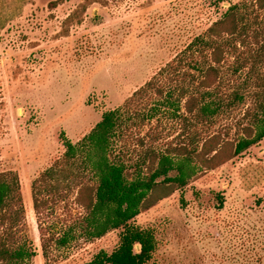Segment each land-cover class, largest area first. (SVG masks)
Masks as SVG:
<instances>
[{
  "label": "rangeland",
  "instance_id": "1",
  "mask_svg": "<svg viewBox=\"0 0 264 264\" xmlns=\"http://www.w3.org/2000/svg\"><path fill=\"white\" fill-rule=\"evenodd\" d=\"M53 1L0 0V172L19 177L26 232L36 249L30 264H46L31 182L62 156L64 138L76 143L104 112L120 108L114 154L131 173L146 150L190 146L191 133L196 145L217 132L239 138L264 74V9L251 0ZM244 2L246 31L228 38L215 64L218 79L210 91L223 107L211 122L195 123L184 103L210 59L194 41L208 38L211 24ZM234 93L243 99L231 102ZM217 193L225 199L221 208ZM61 195L41 214L48 235L57 236L82 212L75 186ZM132 222L155 232L158 245L147 264H264V138L200 171ZM120 231L53 245L47 263H86L100 250L111 252Z\"/></svg>",
  "mask_w": 264,
  "mask_h": 264
},
{
  "label": "trees",
  "instance_id": "2",
  "mask_svg": "<svg viewBox=\"0 0 264 264\" xmlns=\"http://www.w3.org/2000/svg\"><path fill=\"white\" fill-rule=\"evenodd\" d=\"M251 3L258 9H264V0H251ZM245 7V2L230 5L223 16L208 28V38L194 41V45L199 44L209 50L210 59L201 69L196 89L190 92L184 103L186 112L195 123L211 122L223 107V101L215 100L210 91L218 79L215 64L222 61L227 40L246 31L243 23ZM260 50L259 55L264 57V43H261ZM258 79L257 99L253 107L245 109L243 117L248 119V123L242 126L239 138L228 139L217 132L196 145L195 133H191L188 135L190 146H174L165 151L149 148L133 165L131 173L124 159L114 154V139L122 121L120 108L104 112L101 120L76 143L64 138L62 156L31 182L32 206L45 263L48 264L53 245L64 247L79 238L92 241L111 230L121 229L119 242L111 252L100 250L83 264H147L157 249V238L152 228L140 227L132 222L133 219L176 190H182L200 171L227 162L264 138V74ZM151 85L149 81L140 90ZM157 92L163 94L161 89ZM186 93L183 91L182 96L185 97ZM242 99L239 93H234L231 102ZM86 174H89L88 180L85 179ZM72 186L76 189L74 202L82 212L57 236L54 233L48 235L42 225L41 214L51 200H63L61 194ZM216 200L218 208H221L225 201L223 195L217 193ZM35 255L36 249L26 232L18 174L14 170L1 171L0 264H30Z\"/></svg>",
  "mask_w": 264,
  "mask_h": 264
}]
</instances>
